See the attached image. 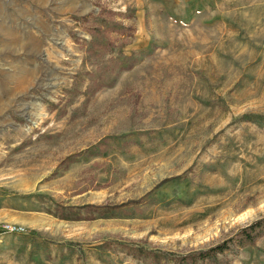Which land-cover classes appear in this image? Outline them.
Returning a JSON list of instances; mask_svg holds the SVG:
<instances>
[{
	"label": "rangeland",
	"instance_id": "rangeland-1",
	"mask_svg": "<svg viewBox=\"0 0 264 264\" xmlns=\"http://www.w3.org/2000/svg\"><path fill=\"white\" fill-rule=\"evenodd\" d=\"M101 7L135 33L97 57ZM263 217L264 0H0V264H173Z\"/></svg>",
	"mask_w": 264,
	"mask_h": 264
},
{
	"label": "trees",
	"instance_id": "trees-1",
	"mask_svg": "<svg viewBox=\"0 0 264 264\" xmlns=\"http://www.w3.org/2000/svg\"><path fill=\"white\" fill-rule=\"evenodd\" d=\"M117 14L105 7H101L100 13L97 16L87 15L81 18V20L90 24V33L96 40L92 41L89 48V53H93L94 56L100 57L107 52H113L117 47L125 48L130 44L129 38L134 37V28L126 26L122 22H119L116 17ZM78 19V18H76ZM112 34L119 35V40L113 39ZM119 41V44H118ZM138 62V58L135 55H131L124 58L119 63V73L131 70ZM116 79L112 80L108 84H99L97 89H101L106 86H113ZM26 143H23L18 149L23 148ZM101 145H106V140L101 141L90 149L91 155H96ZM78 161V158L72 156L68 157V164ZM142 203V200H134L124 202L118 205L106 204L103 206H88L87 207V220H95V214L109 215L113 211H121L129 208L130 206H137ZM59 216L64 220H81V216L77 212H71L66 214L60 212ZM0 232L5 230L0 229ZM264 237V217L253 221L252 223L243 226L238 232H236L230 238L223 240L206 248H200L191 250L185 253H172L171 257L173 264H230L228 253L233 252L235 249L243 246H255L257 241ZM129 254L137 258H151L153 264H163L165 257L163 253L159 251H150L143 246L135 245L130 248Z\"/></svg>",
	"mask_w": 264,
	"mask_h": 264
},
{
	"label": "built area",
	"instance_id": "built-area-1",
	"mask_svg": "<svg viewBox=\"0 0 264 264\" xmlns=\"http://www.w3.org/2000/svg\"><path fill=\"white\" fill-rule=\"evenodd\" d=\"M7 231H9V232H20L21 229L15 227V226H8V227H7V230H5V232H7Z\"/></svg>",
	"mask_w": 264,
	"mask_h": 264
}]
</instances>
